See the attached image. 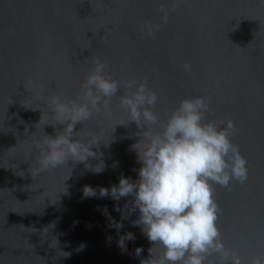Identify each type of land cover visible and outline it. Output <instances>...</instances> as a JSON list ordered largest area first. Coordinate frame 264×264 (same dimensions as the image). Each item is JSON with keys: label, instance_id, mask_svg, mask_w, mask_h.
Segmentation results:
<instances>
[{"label": "water", "instance_id": "1", "mask_svg": "<svg viewBox=\"0 0 264 264\" xmlns=\"http://www.w3.org/2000/svg\"><path fill=\"white\" fill-rule=\"evenodd\" d=\"M161 3L169 0H0V264H141L150 255L132 197L99 195L120 176L137 179L140 167L132 148L139 129L115 125L128 120L117 98L109 112L75 126L78 139L99 140L86 163L102 162L101 172L72 160L36 178L30 172L32 136H54L64 125L36 130L41 112L31 107L46 112L47 104L23 84L30 78L46 95L75 98L95 57L117 80H147L162 117L199 95L212 109L206 119L234 121L248 179L215 186L218 227L244 264L264 256V0H177L167 23ZM145 22L161 27L149 36ZM84 186L97 195L84 197ZM127 233L134 239L122 247Z\"/></svg>", "mask_w": 264, "mask_h": 264}, {"label": "clouds", "instance_id": "2", "mask_svg": "<svg viewBox=\"0 0 264 264\" xmlns=\"http://www.w3.org/2000/svg\"><path fill=\"white\" fill-rule=\"evenodd\" d=\"M176 6L177 0H169L167 6L159 4L163 23H167L169 10H175ZM160 27V24L145 22L142 31L151 36ZM183 68L186 72L192 71L188 62ZM23 86L31 97L35 95L37 101L47 104L46 112L39 106L31 107L41 112L36 130L43 132V125H64L54 136L45 133L32 136L31 147L36 155L30 172L34 178L65 167L69 160L85 162L87 168L101 172L102 162L86 163L89 157L98 155L92 148L99 140L78 139L82 129L77 132L75 126L85 125L94 113L109 112L113 98H117L128 120L115 125L131 122L139 129V138L132 148L140 167L136 169L137 179L120 176L118 184L100 187L99 195L116 201L132 197L130 210L139 211L134 224L142 227L153 245L149 248V257L141 264H210L209 258L213 256L219 264H244L240 255L227 248L222 240L218 227L222 209L214 193L216 185L230 189L234 181L245 183L247 160L232 140L234 121L206 119V115L212 113L207 97L182 98L162 117L154 111L159 96L148 86L147 80H117L107 71V63L98 57L93 58L92 67L80 82L75 98L62 93L46 95L30 78ZM83 195L94 197L97 192L84 186ZM124 239L132 240L134 236L127 233L122 237V247ZM155 248L160 251L154 253ZM141 251L138 247L135 254L139 256ZM248 264H264V256L252 258Z\"/></svg>", "mask_w": 264, "mask_h": 264}]
</instances>
